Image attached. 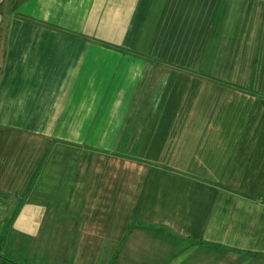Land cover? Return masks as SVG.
I'll list each match as a JSON object with an SVG mask.
<instances>
[{
  "label": "crops",
  "instance_id": "0c3cea01",
  "mask_svg": "<svg viewBox=\"0 0 264 264\" xmlns=\"http://www.w3.org/2000/svg\"><path fill=\"white\" fill-rule=\"evenodd\" d=\"M144 51L184 122L119 120L168 98ZM0 257L264 264V0H0Z\"/></svg>",
  "mask_w": 264,
  "mask_h": 264
},
{
  "label": "rangeland",
  "instance_id": "374dc122",
  "mask_svg": "<svg viewBox=\"0 0 264 264\" xmlns=\"http://www.w3.org/2000/svg\"><path fill=\"white\" fill-rule=\"evenodd\" d=\"M113 49L115 48H111L110 51L112 53H116L117 50H113ZM144 52L141 55H134L130 53V56H135L139 58L142 63H146V62L150 64L156 63L157 66H160V69H157V71L155 72L148 71V72H144V74H156V73L164 74L166 79L168 80L167 82L168 98L159 99L157 104L154 105L152 108L154 112H150L151 109L149 110V108L147 107L146 102L149 99L142 98L144 102H142L141 111L139 114L137 113L136 108L133 109L130 99H121L119 101L120 110H121V113L119 114V120L121 121L125 120L127 122L140 121L142 125L146 123H164L170 121L184 122L183 120H185L188 113H186L184 109H182V107L181 108L179 107L180 101L182 100L181 94L179 95V93L180 90L183 91L182 93L187 92L189 95L188 102H191L195 98V91L197 90L196 74H195V70L192 71L190 69L192 67H195V65L186 66L187 60H185L183 61L185 63V66H182L180 64L181 59H179L180 57H177V55H173V56L168 55V62H166L160 60L158 57L152 55L148 51H144ZM191 57L192 54L188 56V58ZM145 65L147 64H143L142 67ZM161 69L163 72H161ZM144 70H148V69H144ZM143 79L144 76L142 75V80ZM176 92H178V94ZM176 104H178V106H175ZM175 109L179 110V112L173 113ZM164 111H168V113L165 114Z\"/></svg>",
  "mask_w": 264,
  "mask_h": 264
},
{
  "label": "trees",
  "instance_id": "16d2710c",
  "mask_svg": "<svg viewBox=\"0 0 264 264\" xmlns=\"http://www.w3.org/2000/svg\"><path fill=\"white\" fill-rule=\"evenodd\" d=\"M189 243L190 244H201L202 242L198 241V240H190L189 239ZM0 261L3 262V263H6V264H17L15 262H12L10 260H7V259L1 258V257H0Z\"/></svg>",
  "mask_w": 264,
  "mask_h": 264
}]
</instances>
